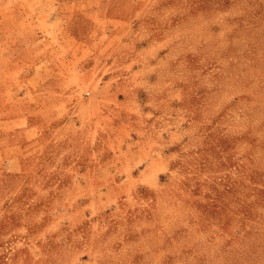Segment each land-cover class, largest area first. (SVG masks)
Here are the masks:
<instances>
[{
    "label": "rangeland",
    "instance_id": "rangeland-1",
    "mask_svg": "<svg viewBox=\"0 0 264 264\" xmlns=\"http://www.w3.org/2000/svg\"><path fill=\"white\" fill-rule=\"evenodd\" d=\"M23 27L60 28L49 95L72 77L0 177V264H264V0H0V42ZM91 52L115 80L80 126Z\"/></svg>",
    "mask_w": 264,
    "mask_h": 264
},
{
    "label": "crops",
    "instance_id": "crops-1",
    "mask_svg": "<svg viewBox=\"0 0 264 264\" xmlns=\"http://www.w3.org/2000/svg\"><path fill=\"white\" fill-rule=\"evenodd\" d=\"M23 28L21 32L18 31L17 34L14 33L11 37H7L9 39L6 41L0 42V177L21 176L23 157L51 142L50 140H53L51 131L64 126L53 128L52 124L65 114L67 103L62 94L63 86L65 87L64 83L72 77L66 76L58 83L59 90L49 95L45 87L55 71L50 70L53 68L49 66L51 61L48 57V50L50 47L60 48L62 46L60 32L58 36L53 33L60 28ZM23 32H29V35L21 36L20 33ZM34 34L36 39L33 37ZM113 35L115 34L107 36V40H110ZM94 43H85L83 49L85 47L84 50L87 51V48H93ZM156 44V42L146 44L143 46V52H148L150 47ZM84 60L83 57H78L77 63L81 64ZM88 63L89 68L81 69L79 75L93 78L95 86L88 92L87 97L75 105L74 112L77 116L75 125L79 123L80 126L87 119L81 113L85 105L92 103L94 109H91L89 113L92 117L102 114L98 102L103 99L107 100L109 95L106 88L110 84L112 86L115 80V76L109 74L108 69L102 76L99 73L103 72V68L100 70L102 61L99 63L97 52H91ZM106 63L105 66L108 65ZM148 63L151 64V62ZM71 100L74 101V97ZM95 126L103 127L102 121Z\"/></svg>",
    "mask_w": 264,
    "mask_h": 264
}]
</instances>
